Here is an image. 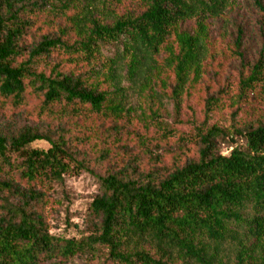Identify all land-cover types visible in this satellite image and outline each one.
Here are the masks:
<instances>
[{"label":"trees","instance_id":"16d2710c","mask_svg":"<svg viewBox=\"0 0 264 264\" xmlns=\"http://www.w3.org/2000/svg\"><path fill=\"white\" fill-rule=\"evenodd\" d=\"M236 1L0 0V124L28 122L0 131V264H229L228 249L231 264H264V109L231 131L183 133L163 125L150 95L138 114L124 108L96 70L115 46L131 74L148 64L149 85L164 55L178 110L200 79L209 25ZM241 36L238 93L264 108V48L248 63ZM205 105L223 107L217 97ZM82 174L97 185L84 229L56 237L52 188Z\"/></svg>","mask_w":264,"mask_h":264},{"label":"rangeland","instance_id":"374dc122","mask_svg":"<svg viewBox=\"0 0 264 264\" xmlns=\"http://www.w3.org/2000/svg\"><path fill=\"white\" fill-rule=\"evenodd\" d=\"M264 4V0H261ZM193 24H190V26ZM242 33V50L248 63L253 62L264 48V16L254 7L251 0H237L228 8L224 16L212 21L208 28L207 54L201 69L200 79L188 85L180 99V108L176 110L170 87L174 84L173 73L168 69L161 55L156 58V68L152 81L148 85L144 79L148 64L145 62L137 74H131L128 60L118 58L115 46H106L97 64L98 80L101 89L111 92V97L119 100L126 109L138 114L149 106L147 95L154 98L155 110L162 115L166 128L173 127L183 133L205 124L231 131L241 125L252 111L263 110L259 95L242 98L235 82L238 62L232 57L233 41L237 32ZM119 61V62H118ZM116 63L113 82L104 83L103 74ZM145 83V84H144ZM144 84V85H143ZM148 85V86H147ZM147 86V87H144ZM208 97L220 98L223 105L218 112H206L205 101ZM236 115L233 116V114ZM28 123L23 115L13 118V124L2 121L0 131L18 128ZM33 147L46 148L38 143ZM97 194V185L92 177L82 174L67 177L59 185H54L50 195L47 223L50 234L56 237H77L84 229L86 210ZM226 256L233 258V250L228 249ZM225 256V257H226ZM67 264H88L86 260L74 258Z\"/></svg>","mask_w":264,"mask_h":264}]
</instances>
